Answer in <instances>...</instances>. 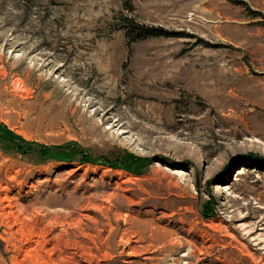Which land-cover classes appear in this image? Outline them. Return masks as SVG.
Masks as SVG:
<instances>
[{"label": "rangeland", "instance_id": "1", "mask_svg": "<svg viewBox=\"0 0 264 264\" xmlns=\"http://www.w3.org/2000/svg\"><path fill=\"white\" fill-rule=\"evenodd\" d=\"M0 257L264 264V0H0Z\"/></svg>", "mask_w": 264, "mask_h": 264}, {"label": "trees", "instance_id": "2", "mask_svg": "<svg viewBox=\"0 0 264 264\" xmlns=\"http://www.w3.org/2000/svg\"><path fill=\"white\" fill-rule=\"evenodd\" d=\"M141 28H142L143 31H140V32H144L143 34H141L142 36L169 35L168 31H166L164 29H161V28H154V27H150V28L141 27ZM72 150H70V151H72ZM79 152H81V151H79ZM74 155H76V153H67V155H63V156L57 155V158H62L64 160H70V159H72L74 157ZM125 157H128V156H125ZM125 157L120 159L119 162H112L111 163L112 166H115V167L119 166V167H122V168H128L129 169L130 165L126 162L129 159V157L128 158H125ZM81 160L82 161L91 162V161H94L95 159L90 157L88 154H84V155H82ZM131 160H132L131 161L132 162L131 165L134 166V168H135L134 170H136V171L138 169L139 170L142 169V167L145 165V161H143V159H141V158L136 157V158H132ZM131 170H133V169H131Z\"/></svg>", "mask_w": 264, "mask_h": 264}, {"label": "bare ground", "instance_id": "3", "mask_svg": "<svg viewBox=\"0 0 264 264\" xmlns=\"http://www.w3.org/2000/svg\"><path fill=\"white\" fill-rule=\"evenodd\" d=\"M240 173H243V171H242V170H239V171H238V174H240Z\"/></svg>", "mask_w": 264, "mask_h": 264}, {"label": "crops", "instance_id": "4", "mask_svg": "<svg viewBox=\"0 0 264 264\" xmlns=\"http://www.w3.org/2000/svg\"><path fill=\"white\" fill-rule=\"evenodd\" d=\"M2 260H3V259L0 257V264H1Z\"/></svg>", "mask_w": 264, "mask_h": 264}]
</instances>
